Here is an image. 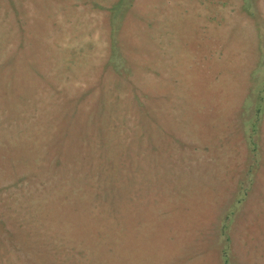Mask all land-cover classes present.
<instances>
[{
  "label": "rangeland",
  "instance_id": "374dc122",
  "mask_svg": "<svg viewBox=\"0 0 264 264\" xmlns=\"http://www.w3.org/2000/svg\"><path fill=\"white\" fill-rule=\"evenodd\" d=\"M0 264H264V0H0Z\"/></svg>",
  "mask_w": 264,
  "mask_h": 264
}]
</instances>
